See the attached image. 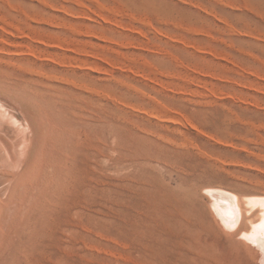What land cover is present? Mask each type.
I'll list each match as a JSON object with an SVG mask.
<instances>
[{
	"label": "rangeland",
	"instance_id": "374dc122",
	"mask_svg": "<svg viewBox=\"0 0 264 264\" xmlns=\"http://www.w3.org/2000/svg\"><path fill=\"white\" fill-rule=\"evenodd\" d=\"M75 1L0 0L25 34L0 31L2 52L35 53L0 57V129L26 173L0 264H264V233L216 208L264 205V0Z\"/></svg>",
	"mask_w": 264,
	"mask_h": 264
},
{
	"label": "bare ground",
	"instance_id": "6f19581e",
	"mask_svg": "<svg viewBox=\"0 0 264 264\" xmlns=\"http://www.w3.org/2000/svg\"><path fill=\"white\" fill-rule=\"evenodd\" d=\"M73 1H75V0H73ZM76 3L78 2V1H75ZM96 4H98L97 2H96ZM97 6H99L100 7V4H98ZM101 8H102V6H101ZM100 9V8H99ZM103 9V8H102ZM101 9V10H102ZM107 12V11H106ZM89 16H91V15H89ZM88 16V17H89ZM95 18H99V19H101L102 21H104V22H109V20H108V18H106L105 16H104V14L102 13V12H98V14L96 15V16H94ZM91 18V17H90ZM89 19V18H88ZM94 18H91L90 20H93ZM99 19H98V21H99ZM96 20V19H95ZM101 22V21H100ZM99 22V23H100ZM0 31H1V33L2 34H4L5 35V37L7 36H25V34L24 33H22L20 30H19V28L17 27V26H15L14 24H12L11 22H8V21H6V20H1L0 19ZM125 31H127V30H125ZM7 40H8V38H6ZM34 39V41H35V43H38V44H40V45H45V41L43 40V39H41V38H33ZM7 40H2L1 41V43L4 45H2L3 47H6L7 49H6V52L4 53V52H2V47L0 48V57L1 56H6V55H8V56H10V55H15V54H20V55H22V56H25V57H35L34 56V52L33 51H31V50H29V49H27V50H25V49H23V48H18V49H12V50H10V48L8 49V47H7V45L9 46V42H7ZM182 43V42H181ZM180 44V43H179ZM1 45V44H0ZM61 46H62V44H60ZM11 48H13V47H11ZM13 57V56H12ZM39 59H41V60H43L44 58H39ZM47 62L48 60L47 59H44V62ZM87 68V70H89V71H94V68L93 67H91V66H87L86 67ZM255 76H257V75H255ZM263 76V75H262ZM264 77V76H263ZM260 79V78H259ZM211 93V92H210ZM216 96H219V94L218 95H216ZM224 97V96H223ZM221 98V95H220V97H219V99ZM118 103H121V102H118ZM122 104H124V103H122ZM125 106H127L128 107V105L127 104H125ZM124 106V107H125ZM130 106V105H129ZM132 109L131 110H133L134 112H137L138 114H141V116L142 115H146L149 119H155L156 120V122H160L161 124H164V125H166L167 127H170V126H178V124H180V125H183V124H187V126H189L190 128H192V129H194V130H197V127H196V125H194V124H192L191 122H189V121H187V120H184V119H182L181 120V118L180 119H178V118H175L174 116H164V117H161V116H159V117H156V115H153V114H156V113H152V114H148V112H146V110H134L133 108V106H130ZM130 109V108H129ZM139 109V108H138ZM168 114V113H167ZM170 115V114H169ZM4 120H6V119H4ZM8 123V122H7ZM11 125V124H10ZM22 125V124H21ZM45 125V124H44ZM3 126H5V125H3ZM13 126V125H12ZM9 127V126H8ZM20 127H25L24 125H22V126H20ZM20 127H18V128H20ZM31 127V126H30ZM10 128V127H9ZM17 128V129H18ZM13 130H15V129H13ZM16 132V131H15ZM21 132H23V131H21ZM26 133V132H25ZM30 133V132H29ZM200 133V132H199ZM204 134V133H203ZM16 136V135H15ZM19 136V135H18ZM24 136V135H23ZM28 136V135H27ZM209 138H211L210 136H208ZM13 137H12V134H10V133H8V132H6V131H2L1 129H0V161H1V163H2V161H6L5 163L7 164V166L9 165L10 167H12V169L14 170V171H12L13 172V174L11 175V176H4L3 174H1L0 173V183H5V184H7L8 185V194H7V197L5 198V199H1V196H0V216H2L3 215V212L4 211H7L6 209L7 208H9L8 207V204H9V202H10V200H12V198H13V196H15V194L19 191V189H18V186H19V183L20 182H23L24 180H25V175H26V173H25V170H24V168L22 169V171L21 172H19L18 171V169L19 168H21L18 164H22L23 163V160H21V158H20V156H22V155H18L17 154V151H15V145L14 146H12V145H10V143H9V140L10 139H12ZM22 139V138H21ZM25 140H26V138H25ZM24 141V140H23ZM23 143V142H22ZM13 144H14V141H13ZM17 150V149H16ZM24 156V155H23ZM258 156V155H257ZM17 157H19L20 159V161H22V162H20V163H18V161H16L15 159H18ZM258 157H262L263 158V156H258ZM11 158L13 159V163H12V160H11ZM261 159V158H260ZM0 163V165H2ZM18 163V164H17ZM27 163V162H26ZM3 166V165H2ZM256 169H258V168H256ZM17 171H18V173H17ZM258 171H260V170H258ZM261 172V171H260ZM9 174V173H8ZM10 175V174H9ZM257 184V183H256ZM6 185V186H7ZM34 186H35V184H34ZM19 187H21V186H19ZM217 188V187H216ZM18 189V190H17ZM209 189V188H208ZM219 189V188H218ZM217 189V190H218ZM207 190V189H206ZM221 190V189H220ZM223 190V189H222ZM1 191H2V189H0V194H1ZM211 191H213L212 189L210 190V192ZM219 191V190H218ZM218 191H213V192H216V193H218ZM226 191V190H225ZM213 192H211V193H213ZM222 192H224V191H222ZM230 191H228V193H229ZM207 193V192H206ZM224 193H226V192H224ZM228 193H226V194H228ZM233 193V192H232ZM221 194V193H220ZM29 195V194H28ZM213 195V194H212ZM215 195V194H214ZM229 195V194H228ZM4 196H6V195H4ZM3 196V197H4ZM210 196V195H209ZM208 196V197H209ZM221 196H223V195H221ZM240 196V195H239ZM244 196V195H243ZM249 196V195H248ZM253 196V195H252ZM251 195H250V197H252ZM257 195H254V197H256ZM260 196V195H259ZM262 196H264V195H262ZM211 197V196H210ZM218 197H219V199L221 198L219 195H218ZM227 197V196H226ZM232 198H231V200H233L234 198H233V196H231ZM244 197H246V196H244ZM244 197H242V195H241V197H238L237 195H236V199L235 200H233V202H231L230 204H229V207H227V208H222L221 207V205L223 204V202H222V200H224V199H220V201L218 200V204H217V206L219 205V207L220 208H222V210L219 208V207H216V208H218L219 210H218V214L221 212V211H225V212H227V210H225V209H228V214H229V212H230V214H231V216H234L237 220H241V221H243L244 223H246L247 225H248V227L251 229L250 231H252L251 233H250V235L249 236H247L249 239L250 238H252V237H254L255 238V236H254V234L256 233V234H261L262 235V233H264V205L263 206H261V204L260 203H258L257 202V200L256 199H251L250 197H246V198H244ZM30 198H31V196H30ZM214 198H215V196H214ZM225 198V197H224ZM248 198V199H247ZM256 198H258V197H256ZM216 200L218 199V198H215ZM227 199V198H226ZM259 201V200H258ZM262 201V200H261ZM219 203H221V205L219 204ZM225 203V202H224ZM262 203V202H261ZM16 204V203H15ZM216 204V203H215ZM210 205H212V204H210ZM7 207V208H6ZM10 207H11V205H10ZM24 207V206H23ZM25 208V207H24ZM11 209V208H10ZM15 210V209H14ZM28 210V209H27ZM22 211V210H21ZM16 212V211H15ZM6 212H4V214H5ZM13 213V212H12ZM22 213V212H21ZM224 213V212H223ZM227 214V215H228ZM214 215H215V213H214ZM220 220H222L223 221V219L222 218H224V216L222 215V213H220ZM225 215V214H224ZM6 216V215H5ZM10 216V215H9ZM219 217V216H218ZM217 217V218H218ZM230 217V216H229ZM3 218V217H2ZM215 218H216V216H215ZM225 218H227V216L225 217ZM224 218V219H225ZM4 219H5V217H4ZM230 219V218H229ZM7 220V219H6ZM5 220V221H6ZM9 220V219H8ZM1 221H3V219L1 220V218H0V222ZM222 221H220V222H222ZM4 222V221H3ZM225 222H227V221H225ZM224 222V223H225ZM229 222V221H228ZM230 222H232V221H230ZM229 222V223H230ZM224 223H222V224H224ZM235 223H238V222H235ZM6 224V223H5ZM221 224V225H222ZM234 224V223H233ZM242 225H243V223H242ZM232 226V225H231ZM239 226H240V224H239ZM239 226H238V229H239ZM244 226H245V224H244ZM3 227V226H2ZM223 227V226H222ZM221 227V228H222ZM227 227H229L230 228V226H227ZM246 227V226H245ZM225 228V227H224ZM235 228H237L236 226H235ZM230 229H232V228H230ZM247 228H245V230H246ZM240 230V229H239ZM245 230H242V231H239V232H243L244 231V234H245ZM221 231V230H220ZM224 231H225V229H224ZM249 231V230H248ZM247 231V232H248ZM222 232V231H221ZM233 232V231H232ZM0 233H1V231H0ZM252 233H254L253 234V236H251V234ZM3 234V233H2ZM234 234H236V233H234ZM240 234H242V233H240ZM238 235H239V233H238ZM247 235H248V233H247ZM257 235V236H258ZM3 236V235H2ZM10 237V236H9ZM238 237V236H237ZM12 238V237H11ZM259 238V237H258ZM9 239V238H8ZM260 239H262V237L260 238ZM264 239V238H263ZM262 239V240H263ZM253 240H256V239H253ZM258 240V239H257ZM262 240L260 241L261 243H262ZM251 242H252V240H251ZM255 242V241H254ZM256 243V242H255ZM260 243V245H262ZM264 243V242H263ZM250 244V243H249ZM252 246V245H251ZM255 248V247H254ZM258 250V249H257ZM261 251V250H260ZM263 251V253H259V254H262V257H263V254H264V249L262 250ZM261 251V252H262ZM252 254V253H251ZM264 258V257H263ZM259 259V258H258ZM264 260V259H263ZM264 262V261H263Z\"/></svg>",
	"mask_w": 264,
	"mask_h": 264
}]
</instances>
